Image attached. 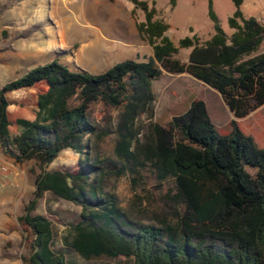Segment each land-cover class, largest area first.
I'll return each instance as SVG.
<instances>
[{
  "label": "trees",
  "instance_id": "obj_1",
  "mask_svg": "<svg viewBox=\"0 0 264 264\" xmlns=\"http://www.w3.org/2000/svg\"><path fill=\"white\" fill-rule=\"evenodd\" d=\"M131 1L145 12L137 30L153 50L149 63L123 61L94 75L54 60L0 90V148L17 163L35 161L41 170L33 198L18 218L30 250L23 264H69L66 253L55 248L53 223L33 215L46 193L82 206L81 220L71 226L70 247L87 261L107 257L123 258V264H264V148L242 123L264 107V53L258 54L264 20L246 17L244 0H233L229 36L213 0H208L211 38L202 42L191 28L192 36L176 45L167 35L169 24L157 17L154 7ZM170 1L175 7L176 0ZM182 49L191 50L187 62L176 58ZM164 72L189 75L215 90L233 117L232 131L219 134L206 104L193 95L166 110L159 123L169 122L172 131L156 126L150 159L163 178L173 177L190 216L176 227L137 225L127 232L126 214L89 180L92 173L98 180L96 171H105L84 142L95 133L88 110L101 99L131 111L146 106ZM25 89L36 91L35 103L11 110L8 94ZM68 149L80 155L79 170H48ZM131 152L128 144L123 146L124 157H132Z\"/></svg>",
  "mask_w": 264,
  "mask_h": 264
},
{
  "label": "rangeland",
  "instance_id": "obj_2",
  "mask_svg": "<svg viewBox=\"0 0 264 264\" xmlns=\"http://www.w3.org/2000/svg\"><path fill=\"white\" fill-rule=\"evenodd\" d=\"M157 10V17L169 24V38L178 45L191 37L190 29L202 42L213 34L208 17V0H140ZM155 3V5L153 4ZM220 25L230 36L229 18L235 12L233 0H213ZM246 17L264 20V0H244ZM145 21V12L131 0H0V90L29 71L54 60L72 71L84 70L98 75L123 61L149 63L152 48L139 36L137 22ZM190 49H182L176 58L187 62ZM264 53V44L258 54ZM189 95L203 101L215 130L229 135L233 120L221 96L189 75L174 76L164 72L154 82V97L146 106L134 111L117 108L105 100L94 102L88 117L95 133L86 143L91 158L100 160L105 173L90 183L99 187L105 197L114 198L126 214L129 226L151 225L176 227L186 216L187 205L178 197L173 177L163 178L150 159L156 139V126L172 131L162 121L164 112L182 104ZM12 103L34 104L36 91L25 89L7 96ZM73 104H77L76 98ZM242 123L264 148V107ZM129 145L132 157H124L123 146ZM134 152V153H133ZM81 157L73 149L63 151L47 168L75 173ZM0 264H23L30 255L25 233L18 218L36 190L41 170L35 161L17 163L0 148ZM77 183H81L78 181ZM215 192V191H214ZM83 208L46 193L33 215L48 218L56 234L55 248L66 253L69 264H123V258L103 257L87 261L71 247V226L82 218ZM223 244L218 241V245Z\"/></svg>",
  "mask_w": 264,
  "mask_h": 264
},
{
  "label": "built area",
  "instance_id": "obj_3",
  "mask_svg": "<svg viewBox=\"0 0 264 264\" xmlns=\"http://www.w3.org/2000/svg\"><path fill=\"white\" fill-rule=\"evenodd\" d=\"M0 171L4 174H7L8 173V168L6 166H1L0 165Z\"/></svg>",
  "mask_w": 264,
  "mask_h": 264
},
{
  "label": "water",
  "instance_id": "obj_4",
  "mask_svg": "<svg viewBox=\"0 0 264 264\" xmlns=\"http://www.w3.org/2000/svg\"><path fill=\"white\" fill-rule=\"evenodd\" d=\"M197 80V79H196ZM199 81V80H198ZM201 82V81H200ZM205 84V83H204ZM223 100V99H222ZM224 102V101H223Z\"/></svg>",
  "mask_w": 264,
  "mask_h": 264
}]
</instances>
